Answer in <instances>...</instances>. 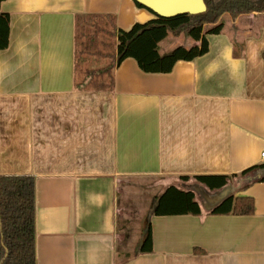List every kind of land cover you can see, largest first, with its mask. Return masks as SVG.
<instances>
[{"label": "crops", "instance_id": "1", "mask_svg": "<svg viewBox=\"0 0 264 264\" xmlns=\"http://www.w3.org/2000/svg\"><path fill=\"white\" fill-rule=\"evenodd\" d=\"M0 13L9 18L0 175L35 179L36 264H264V182L238 192L230 182L232 194L211 208L200 201L198 215H156L158 199L130 223L118 200L126 178L165 177L163 192L188 176L213 194L222 188L194 177L264 163V13L229 17L206 35V54L170 73H144L127 58L97 85L77 78L76 16L109 15L128 29L152 17L146 9L132 0H5ZM164 43L166 53L199 42L168 35L159 51ZM237 196L253 199V214H232Z\"/></svg>", "mask_w": 264, "mask_h": 264}, {"label": "trees", "instance_id": "2", "mask_svg": "<svg viewBox=\"0 0 264 264\" xmlns=\"http://www.w3.org/2000/svg\"><path fill=\"white\" fill-rule=\"evenodd\" d=\"M3 1L5 0H0V4ZM132 1L136 7L146 9L152 17L135 22L128 29H117L109 15H77L75 47L83 41L85 53L99 55L96 49L97 36L100 33H107L116 39L115 53L110 64L112 69L125 59L131 58L144 73L167 74L177 62L192 61L208 52L206 35L221 32L223 28L221 19L224 14L235 19L240 15L264 13V0H204L206 11L174 16L157 15L137 1ZM98 19H107L111 23L112 30L108 31ZM208 25L212 27L204 31V27ZM8 33V15L0 13V49L7 45ZM168 35L183 36L185 39L199 43L188 47L177 45L166 53H160L159 43ZM262 56L264 58V53ZM76 88H79V83H76ZM179 178V183H170L161 193L154 214H200V202L193 193L194 187L198 186L186 184L189 180L188 176ZM194 178L210 190L224 188L231 180L236 179L237 185L233 187L238 192L253 183L264 182V163L253 165L230 176H195ZM35 208L33 176L0 175V264H36ZM217 209L209 212L217 213ZM231 212L234 215L253 214V199L248 196L235 197ZM150 241L151 232L148 229L142 238L140 250L143 251L146 244L150 245Z\"/></svg>", "mask_w": 264, "mask_h": 264}, {"label": "rangeland", "instance_id": "3", "mask_svg": "<svg viewBox=\"0 0 264 264\" xmlns=\"http://www.w3.org/2000/svg\"><path fill=\"white\" fill-rule=\"evenodd\" d=\"M229 15L224 14L221 22L225 23L229 21ZM99 23L103 25L108 31L112 30L111 23L107 19H98ZM212 26L208 25L204 27V31L211 28ZM224 27V24H223ZM83 41L78 44L76 47V72L78 73V81L82 82L90 77V83L99 84L100 81H105L106 83L109 82L111 76L110 74L113 72V69L110 67L112 62V56L115 53L116 48V39L110 36L107 33H100L97 36V44L96 49L99 55L96 54H87L83 51L82 46ZM161 53L165 51V43L161 45L160 49ZM96 73L102 74L101 80L99 77L94 76ZM93 81V82H92ZM90 86V85H89ZM165 177H151V178H126L121 186V190H123L122 194H119L118 197L120 209L124 212L126 217H128L130 223L132 219L135 218L142 210L150 208L152 203L156 200L158 201L160 197V193L162 192L164 186L166 184L164 180ZM172 184L177 183L180 181V178H172ZM193 182V181H192ZM167 183V182H166ZM179 183V182H178ZM170 184V183H168ZM198 184H195L197 186ZM231 185L236 186L237 180H231ZM199 186V185H198ZM200 187V186H199ZM166 188V187H165ZM194 195L198 197V201H203L200 197L197 189L195 192L193 190ZM155 201V202H156ZM135 220V219H134ZM144 220V219H143ZM142 220L141 226L144 225ZM130 225V224H129ZM128 225V226H129Z\"/></svg>", "mask_w": 264, "mask_h": 264}, {"label": "water", "instance_id": "4", "mask_svg": "<svg viewBox=\"0 0 264 264\" xmlns=\"http://www.w3.org/2000/svg\"><path fill=\"white\" fill-rule=\"evenodd\" d=\"M160 16H174L181 13L198 14L206 11L204 0H135ZM197 192L207 208L217 206L233 192V187L226 186L216 193L210 194L196 187Z\"/></svg>", "mask_w": 264, "mask_h": 264}, {"label": "built area", "instance_id": "5", "mask_svg": "<svg viewBox=\"0 0 264 264\" xmlns=\"http://www.w3.org/2000/svg\"><path fill=\"white\" fill-rule=\"evenodd\" d=\"M260 157H261V160L264 162V151L261 153Z\"/></svg>", "mask_w": 264, "mask_h": 264}]
</instances>
